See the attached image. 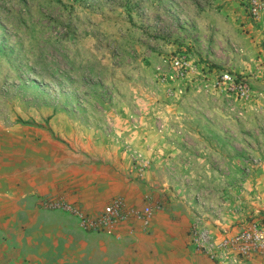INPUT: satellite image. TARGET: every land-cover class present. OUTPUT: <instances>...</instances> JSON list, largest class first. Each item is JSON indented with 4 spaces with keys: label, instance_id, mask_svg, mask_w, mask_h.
<instances>
[{
    "label": "rangeland",
    "instance_id": "rangeland-1",
    "mask_svg": "<svg viewBox=\"0 0 264 264\" xmlns=\"http://www.w3.org/2000/svg\"><path fill=\"white\" fill-rule=\"evenodd\" d=\"M178 55L189 63L187 86L173 76ZM221 71L246 78L251 98L222 89L216 82ZM112 149L120 164L108 168L126 175V192L89 209L44 199L49 214L43 216L78 218L90 249L100 250L102 241L114 245L102 226L86 227L104 219L110 203L122 201L128 213L117 229L162 205L159 195L127 189L145 182L154 153L196 159L171 163L174 174H164L169 192L176 191L182 164L232 171L233 185L243 175L245 190L256 187L264 155V30L241 0H0V169L8 159L10 170L72 176L88 155ZM196 218L207 220L201 213ZM0 237L10 245L15 240L4 225Z\"/></svg>",
    "mask_w": 264,
    "mask_h": 264
},
{
    "label": "crops",
    "instance_id": "crops-1",
    "mask_svg": "<svg viewBox=\"0 0 264 264\" xmlns=\"http://www.w3.org/2000/svg\"><path fill=\"white\" fill-rule=\"evenodd\" d=\"M107 152L88 155L86 166H80L79 171L75 169L72 176H62L56 170L47 174L40 170H10L6 159L0 169V218L5 219L0 225L8 227L9 236L15 240L10 239V245L0 237V264H91L90 259L97 257H101V264H222L191 243L189 228L196 214L207 217L203 220L208 225L215 224L209 225L215 232L230 230L238 224L240 226L232 229L237 230L251 215L264 223V155L257 168L256 187L249 188L251 192L245 190L248 181L242 180L243 175L235 181L238 185H233L232 171L221 174L208 166L207 171L201 172L195 171V167L189 170L184 164L179 165L180 181L175 183L176 191L169 192L170 182L164 174H174L171 163L196 159L188 155L170 157L154 153L152 165L144 173L145 182L130 184L127 189L129 193L144 195L149 192L160 196L162 205L151 213L145 214L142 210L128 218L124 226L115 228L116 235L110 237L115 241L105 237L106 242L114 243L113 247L102 241L100 250L90 249L88 233L78 220L74 221L78 218H58V212L50 218L43 216L47 212L44 199L77 202L89 209L126 192L121 188V181L127 180L126 175L114 174L108 168L120 164V155L114 149ZM222 158L233 160L229 155ZM252 159L258 161L255 157ZM100 161L111 165L102 167L98 164ZM28 212L31 216L24 218ZM36 223L41 227L34 231ZM34 235H39V239ZM49 236L51 241L47 239ZM240 264H264V257L255 255Z\"/></svg>",
    "mask_w": 264,
    "mask_h": 264
},
{
    "label": "built area",
    "instance_id": "built-area-1",
    "mask_svg": "<svg viewBox=\"0 0 264 264\" xmlns=\"http://www.w3.org/2000/svg\"><path fill=\"white\" fill-rule=\"evenodd\" d=\"M241 2L251 20L264 30V0H241ZM172 66L173 76L182 85L186 83L187 86L191 74L186 58L182 55L174 57ZM216 77H219L216 82L222 89L240 99L247 100L253 95L251 84L242 76L230 71H221ZM145 212L151 213L150 208L147 207ZM127 217L128 213L122 201L116 200L105 207L104 219L96 223L97 225L86 221V227L102 226L108 234L116 235V224ZM189 238L198 250L218 262L240 264L255 255L264 257V223L257 219L246 222L237 230L223 229L221 232H215L203 219L196 218L190 225Z\"/></svg>",
    "mask_w": 264,
    "mask_h": 264
}]
</instances>
